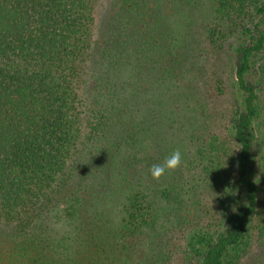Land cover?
I'll return each instance as SVG.
<instances>
[{"label": "trees", "instance_id": "1", "mask_svg": "<svg viewBox=\"0 0 264 264\" xmlns=\"http://www.w3.org/2000/svg\"><path fill=\"white\" fill-rule=\"evenodd\" d=\"M98 1L0 0V264H111L110 226L96 239L103 202L127 234L150 225L146 185L123 175L143 145H162L161 110L194 95L195 80L178 85L170 66L195 57L191 0ZM208 7L204 39L231 52L235 97L226 139L191 134L182 187L210 190L215 218L187 232L183 251L195 264H264V0ZM118 156L129 159L122 175ZM101 179L110 191L93 198ZM85 236L99 260L72 245Z\"/></svg>", "mask_w": 264, "mask_h": 264}, {"label": "rangeland", "instance_id": "2", "mask_svg": "<svg viewBox=\"0 0 264 264\" xmlns=\"http://www.w3.org/2000/svg\"><path fill=\"white\" fill-rule=\"evenodd\" d=\"M189 2L191 3L189 8L186 7L184 10L186 18L189 20L186 30L191 33L188 36V42H192L195 47V57L183 63L179 61V65L175 64L174 59L171 63L175 65L170 66L172 77L178 85L182 84L181 78L195 80L191 86L194 95L177 98L163 111L159 108L163 127L158 130L157 136L162 145L166 143L167 148L161 151L162 145L157 146L153 138L148 142L147 152H145L144 145L142 151L136 152L134 160L137 163L130 168L128 174L123 175L124 186L127 187L131 180L135 184V179L132 178L134 172L137 174L138 183L140 181L147 187L146 191L153 205V216L150 225L144 229V232L140 231L134 234L123 232L119 222L120 218H118L120 209H115L110 202L101 203L102 205L106 204L103 207L104 218L108 220L111 216L112 220L108 224L104 218L102 221H97L100 228L96 239L103 242L106 235L102 229L105 230L104 228L110 226L111 252L107 260L111 264L117 262L123 264L119 260V256L129 264H141L143 261L146 264H195L194 261L191 262L186 258L183 251L186 234L197 224L207 226L215 218L212 208L214 196L210 190L194 189L190 183L187 186V192L182 187V184L188 179L184 169L186 167L185 158L191 150V143L194 140H192L191 134L193 133L215 129L222 136V140L226 139L224 133L235 97V94L232 93L234 61L231 52L226 47L223 49L204 39L206 27L212 22L208 0H191ZM104 8L105 0H99L96 5L97 11L104 10ZM181 10L175 7L174 12L177 17L181 16ZM179 50V48H175L173 52L177 53ZM177 67H181L183 70L180 71ZM155 76L159 81L161 75L158 70ZM158 115L159 113L156 117L159 118ZM223 148L227 153H230L229 147L223 146ZM177 149L181 152V166L174 171L166 172L159 180H154L149 171L151 166L163 164L165 158ZM255 164L257 163L255 162ZM113 165L115 174L120 172L122 175L123 166L130 165L129 159H122L118 156V160ZM133 167L135 171H133ZM260 170L259 167L257 175ZM98 176L103 177L104 174L99 173ZM95 187L98 190H94L93 198L110 191L107 189L106 180L103 179L97 180ZM89 209H91L90 205ZM88 214L92 215L90 212ZM87 236L79 237L80 243L76 239L75 244L72 243V245L81 249L82 260L97 261L99 259L95 254L99 253ZM118 238L121 239L119 243ZM124 245L128 248H125Z\"/></svg>", "mask_w": 264, "mask_h": 264}, {"label": "clouds", "instance_id": "3", "mask_svg": "<svg viewBox=\"0 0 264 264\" xmlns=\"http://www.w3.org/2000/svg\"><path fill=\"white\" fill-rule=\"evenodd\" d=\"M180 166H181V152L179 149H177L173 151L170 156L165 158L163 164H153L149 169V171L154 180H159L163 175H165L166 172L174 171ZM224 166H226V164Z\"/></svg>", "mask_w": 264, "mask_h": 264}]
</instances>
